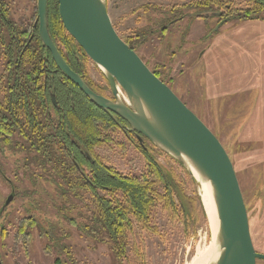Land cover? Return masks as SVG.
I'll use <instances>...</instances> for the list:
<instances>
[{
	"label": "rangeland",
	"instance_id": "1",
	"mask_svg": "<svg viewBox=\"0 0 264 264\" xmlns=\"http://www.w3.org/2000/svg\"><path fill=\"white\" fill-rule=\"evenodd\" d=\"M106 1L117 31L129 34L134 28L147 27L149 20L160 17L157 13L150 16L143 13L131 14L138 6L147 3L172 5L190 0ZM235 1L243 7L248 0ZM30 6L32 8L31 4ZM27 9V13L25 9L21 12L29 17L31 9L29 10L28 2ZM181 10L194 11L183 8L177 9V12ZM16 16L19 14L14 15ZM216 22L215 17L205 23L203 19L185 16L183 20L171 23L170 29L162 38L158 27L144 28L149 34L140 43L137 42L136 51L150 68L157 69L172 90L226 148L237 172L248 209L254 247L257 252L264 253V18H231L218 28ZM208 23L215 27L214 32L207 33ZM150 30L153 32H149ZM88 67L94 79L105 83L102 70L91 60ZM4 94L0 92V100L4 98ZM114 137L115 141L123 138ZM12 138L15 141L19 139L17 135ZM12 146L14 145L7 144L6 148L9 150L0 151V205L12 193L8 185L10 183L3 173L11 177L16 185V197L1 222L0 230L3 233L0 236V253L3 263L54 264L56 253L48 252V237L40 230L41 226L55 223L70 235L67 243L77 260L91 264H114L105 245L95 243L61 219L53 203L55 183L46 173L38 178H29L30 174L24 166L25 153L11 151ZM97 153L110 167L122 173H134L144 165L143 155L130 145L122 149L116 146L112 149L98 147ZM159 156V161L165 167H173L180 175L184 172L170 163V159L164 154L159 153ZM26 162L28 163L27 158ZM182 177L187 181L186 191L192 193L196 189L203 199L205 193L199 183L198 187L193 186L185 172ZM28 200L37 202V209H32L31 213L36 217L37 223L33 227H21L23 232H20L21 236L18 238V228L26 216H29L28 212H31L28 210ZM202 208L200 227L188 235L182 227L171 224L158 211L156 221L163 232L161 238L146 236L148 264H187L199 247L206 249L212 246L213 235L208 223H205L207 214L203 206ZM25 235L28 238L27 244L24 241ZM134 238L140 237L136 234ZM257 264H264V260L258 259Z\"/></svg>",
	"mask_w": 264,
	"mask_h": 264
},
{
	"label": "trees",
	"instance_id": "2",
	"mask_svg": "<svg viewBox=\"0 0 264 264\" xmlns=\"http://www.w3.org/2000/svg\"><path fill=\"white\" fill-rule=\"evenodd\" d=\"M183 8L192 9L194 12H177V9ZM136 13L149 16L157 13L160 17L149 20L147 27L134 28L129 34L120 33L135 50L138 47L137 42L140 43L149 34L144 28L158 27L162 38L170 29L168 24L181 21L185 16L206 21L215 17L216 26L219 27L231 18H264V0H248L243 7L235 0H191L186 4L173 5L147 3L135 8L131 14ZM35 15L37 16V10ZM48 26L52 38L61 48L73 50L75 54L79 52L76 49L81 48L63 26L57 0H49ZM214 28L209 25L207 33L214 32ZM29 35V29L26 30L24 25L16 21L8 7L0 8V92L6 96L5 105L2 106L5 114L0 121L2 146L6 148L7 144H13L10 149L24 152L25 169L29 174L34 173L35 178L44 173L51 178L56 185L53 203L58 215L69 226H74L78 232H82L95 243L105 245L114 264H148L146 236L161 238L163 232L156 221L158 211L171 224L182 227L186 235L200 227L203 203L196 189L192 193L186 191L187 181L182 173L187 174L193 186L198 187V183L181 163L154 145L152 148L136 146L145 154L144 165L141 170L129 174L113 169L102 156L96 155L98 160L96 159L95 164H90L94 167L92 172L95 175L88 178L85 174V163L78 157H72L67 150L70 134L76 135L75 128L84 130L87 134L82 148L88 150L92 144L93 148L89 149L92 154L98 147L112 149L116 146L122 149L126 145L135 148V145L126 136L119 141H115V137L103 140L113 136L112 131L108 130V123H97L98 119L87 118L82 110L77 113L72 111L67 117L54 116L48 112L49 104H46L43 97L45 60L28 43ZM34 42L36 46H43L39 35ZM80 51L87 60L88 56L82 49ZM62 53L65 55L64 51ZM48 58L52 59L49 51ZM48 62L54 64L53 59ZM152 71L166 82L157 69L153 68ZM63 74L66 76L64 72ZM28 92L32 94L31 101L38 105L33 107V111L30 110ZM89 108L88 106V111ZM14 135L19 137L17 141L12 138ZM63 136L65 139L61 140ZM159 153L167 156L170 163L184 172L180 175L173 167H165L156 156ZM85 177L91 181H87ZM94 182L99 186L93 184ZM87 195L89 198H86ZM35 202L28 200V210L31 212H28L29 216L20 224L18 238L21 236L20 232H23L21 227H33L37 223L36 217L31 214L32 209L36 208ZM47 226H41L40 232L48 237V252L56 253L54 264H91L74 257L67 243L70 235L65 229H59L55 223ZM2 233L1 231V235ZM136 234L140 238L135 239ZM27 240L25 235L26 244Z\"/></svg>",
	"mask_w": 264,
	"mask_h": 264
},
{
	"label": "water",
	"instance_id": "3",
	"mask_svg": "<svg viewBox=\"0 0 264 264\" xmlns=\"http://www.w3.org/2000/svg\"><path fill=\"white\" fill-rule=\"evenodd\" d=\"M57 2L63 26L102 70L116 101L93 91L69 66L49 31V0H37L34 26L38 25L39 39L58 69L93 103L114 119L119 116L126 121V129L136 132L141 143L146 137L181 163L199 187L201 180L210 183L219 219L214 239L219 254L210 264H257L258 259L264 260V253L257 252L253 244L248 209L233 161L219 138L121 37L106 0ZM13 198L9 195L6 205ZM0 264H4L1 255Z\"/></svg>",
	"mask_w": 264,
	"mask_h": 264
},
{
	"label": "flooded vegetation",
	"instance_id": "4",
	"mask_svg": "<svg viewBox=\"0 0 264 264\" xmlns=\"http://www.w3.org/2000/svg\"><path fill=\"white\" fill-rule=\"evenodd\" d=\"M25 1V2H24ZM0 0V8L1 7H8V9L13 12L14 15L19 14V16H16L15 19L17 22H19V24H22L26 27V30L29 29V38H28V43L32 44V49L36 50L35 52L37 54H39L43 60H45V62L43 63L44 66V71H45V75L43 78V82H44V94L43 97H45L46 99V104L48 105V112L52 113L54 116H62V117H67L70 116L72 111L73 113H77V111L81 110L84 112L85 116L87 118H91V119H98V122H107L108 123V130L112 131V135L111 137H105L103 138V140H111L112 138H114V136H116L117 138L119 136H126V138H128L130 141H132V143L135 145V149H137L142 155L143 158L145 156V154L139 149L136 148V146H141L144 147L145 146L147 148H152V143L146 138L143 137V143H141L139 141V138L136 135V132H131L129 130H127L128 124L126 121H124L121 117L116 116L117 120L114 119V117H112L104 108L99 107L98 105H96L95 103H93L85 94L84 92L71 80L66 76H64L63 72L61 70L58 69V67L56 66L55 62L54 64L51 62L52 59L48 58V51L45 47H43L42 45H35V39L36 36L39 35L38 32V25L34 26L35 21L37 19L38 16V7H37V1L35 2L34 0ZM191 1V0H190ZM27 2L29 5V10H30V15L29 17H26L23 15V13L21 11H23L25 9V13H27L28 9H27ZM189 2V1H188ZM187 1H181L180 3H175V4H186ZM30 4L32 5V8L30 6ZM173 5V4H172ZM22 7V8H21ZM37 10V16L35 15ZM19 12V13H18ZM194 12V11H191ZM196 14V13H195ZM191 17V16H188ZM192 18V17H191ZM166 19V18H165ZM198 19H202V18H198ZM203 21L206 23V20L203 19ZM166 22V21H164ZM168 26H170V24H168ZM34 42V43H33ZM56 43V42H55ZM19 45H21V43H19ZM57 47L59 48L61 54L63 55L62 51H64L63 57L65 58V60L68 62L69 66L78 74L81 75V77L83 78V80L87 83V85L96 93L112 100V101H116L115 97L112 93V90L110 88V85L107 81V79L104 77L103 75V79L105 80V83L100 81L99 79L96 80L92 77L91 72L89 71V67H88V58L87 60L85 59V57L82 55V52L79 49H76L77 54H75L73 52V50H66L65 47L61 48L58 43H56ZM27 46V44H26ZM62 49V51H61ZM25 48H24V53H25ZM69 55H66V54ZM52 58V57H51ZM48 61H50L51 63H49ZM49 63V64H48ZM50 65V66H49ZM28 92V100H29V106H30V110L33 111L34 110V106H38L36 104H34L31 101V97L32 94ZM5 95L4 98L0 100V121H2V116L5 114L3 113V108L2 106L5 105L4 103V99H5ZM88 106L89 111H88ZM79 125V124H78ZM127 128V129H126ZM81 130V129H80ZM75 133L74 134H70L69 139V145L67 146V150H69L70 155L73 157H78L80 159V161L85 163V174H87L88 178H91L90 176L92 175V178L94 177V173L92 172L94 170V167H91L90 164H95L96 163V155H98L97 153V148H95V152H90L89 149L92 147L93 145L91 144L88 148V150H85L82 148L83 143L82 142H86L85 140L87 139V134H85L84 130L79 131L78 129L75 128ZM1 135V134H0ZM1 138V137H0ZM65 137L63 136L61 140H64ZM96 147V146H95ZM9 150L7 148H4L2 146L1 140H0V151H6ZM11 151H14L11 149ZM16 152V151H14ZM95 153V154H94ZM95 156V157H94ZM157 158L160 160V156L159 154L157 155ZM98 160V159H97ZM90 166V167H89ZM33 172V171H32ZM0 173H2L1 167H0ZM33 174L31 173L29 175V178L31 177V179H33ZM4 178L10 183L8 184L9 187H11V194L14 195L13 200L15 199V195H16V185L13 181V179L11 177L6 176L3 173ZM86 178V177H85ZM95 179V178H94ZM87 180V178H86ZM87 181H91L87 180ZM92 183V182H91ZM1 184L2 182L0 181V191H1ZM95 184L97 187L99 186V184L97 183H93ZM10 194V195H11ZM9 195L6 197V201L8 199ZM4 200V201H5ZM13 200L10 202V204L13 202ZM6 201L0 205V229H1V222H2V218L5 215L7 208L10 206V204L6 205ZM1 231V230H0ZM0 236H1V232H0ZM1 254V253H0Z\"/></svg>",
	"mask_w": 264,
	"mask_h": 264
},
{
	"label": "bare ground",
	"instance_id": "5",
	"mask_svg": "<svg viewBox=\"0 0 264 264\" xmlns=\"http://www.w3.org/2000/svg\"><path fill=\"white\" fill-rule=\"evenodd\" d=\"M193 171L195 172V170ZM195 175L199 177L197 173H195ZM201 181H202V184L200 187L205 193L202 199L203 206L207 214L206 219H207V223L210 229V233L211 235H213L212 246H209L206 249L204 247L203 248L199 247L196 254L191 258L190 261H188L187 264H210L217 259L218 254H219V249L218 247L216 248L217 245L214 242V239L216 237L218 227H219L217 208H216L215 201L213 199L210 183L203 181V180Z\"/></svg>",
	"mask_w": 264,
	"mask_h": 264
}]
</instances>
